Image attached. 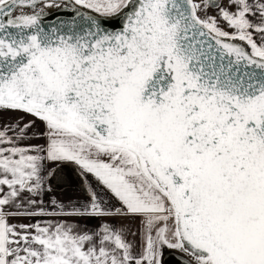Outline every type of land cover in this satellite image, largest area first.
Wrapping results in <instances>:
<instances>
[{
  "label": "snow or ice",
  "instance_id": "obj_1",
  "mask_svg": "<svg viewBox=\"0 0 264 264\" xmlns=\"http://www.w3.org/2000/svg\"><path fill=\"white\" fill-rule=\"evenodd\" d=\"M169 253L264 264V0H0V264Z\"/></svg>",
  "mask_w": 264,
  "mask_h": 264
},
{
  "label": "crops",
  "instance_id": "obj_2",
  "mask_svg": "<svg viewBox=\"0 0 264 264\" xmlns=\"http://www.w3.org/2000/svg\"><path fill=\"white\" fill-rule=\"evenodd\" d=\"M62 176L64 177L63 180L53 182L56 189L54 194L61 198L75 197L79 195L78 188L80 180L75 172H72L70 177L67 173H62Z\"/></svg>",
  "mask_w": 264,
  "mask_h": 264
},
{
  "label": "water",
  "instance_id": "obj_3",
  "mask_svg": "<svg viewBox=\"0 0 264 264\" xmlns=\"http://www.w3.org/2000/svg\"><path fill=\"white\" fill-rule=\"evenodd\" d=\"M167 260L168 264H179L180 257L176 253H169Z\"/></svg>",
  "mask_w": 264,
  "mask_h": 264
}]
</instances>
